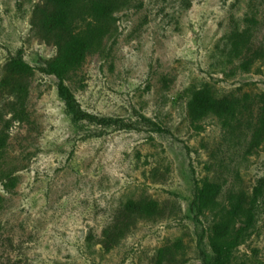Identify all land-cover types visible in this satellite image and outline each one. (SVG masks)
<instances>
[{"label": "rangeland", "instance_id": "obj_1", "mask_svg": "<svg viewBox=\"0 0 264 264\" xmlns=\"http://www.w3.org/2000/svg\"><path fill=\"white\" fill-rule=\"evenodd\" d=\"M40 2L0 0V264H156L178 238L179 264H203L196 182L226 207L264 177V0H127L66 99L32 29ZM17 59L36 69L24 96ZM255 220L232 264H264V196Z\"/></svg>", "mask_w": 264, "mask_h": 264}, {"label": "trees", "instance_id": "obj_2", "mask_svg": "<svg viewBox=\"0 0 264 264\" xmlns=\"http://www.w3.org/2000/svg\"><path fill=\"white\" fill-rule=\"evenodd\" d=\"M126 1L41 0L37 4L32 29L41 43L53 46L56 50L55 56L46 61L44 71L58 80V91L63 99L69 96L65 85L69 74L99 45V38L94 39L93 30L108 23L125 7ZM98 36L102 37L101 34ZM35 70L22 59L14 62L20 95H26L25 82L34 76ZM199 107L198 111L201 115H205L209 109L201 99ZM217 185V182L209 176L197 181L188 209L194 221L204 227L206 242L210 247L211 255L208 260L204 256L203 264H232L235 252L243 244L256 221V209L264 196V177L254 186L252 198L249 200L246 199V193L237 196L235 191H231L226 207H222L215 200L218 193ZM152 205L151 203L146 206L149 214ZM208 213L212 214L210 222L207 220ZM118 223L124 227V231L121 236L106 238L107 250L115 246L121 237L128 235L129 220L122 217ZM183 243V239L178 238L171 245L160 250L156 264H179L184 256Z\"/></svg>", "mask_w": 264, "mask_h": 264}]
</instances>
